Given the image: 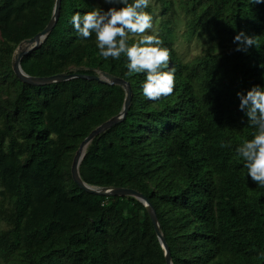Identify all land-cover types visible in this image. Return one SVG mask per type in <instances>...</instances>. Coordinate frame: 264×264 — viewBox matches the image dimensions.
<instances>
[{"label":"trees","instance_id":"trees-1","mask_svg":"<svg viewBox=\"0 0 264 264\" xmlns=\"http://www.w3.org/2000/svg\"><path fill=\"white\" fill-rule=\"evenodd\" d=\"M158 2L152 35L169 51V95L145 98V73L129 74L123 56L102 58L95 33L75 32L71 15L107 10L105 0H61L21 67L31 76L105 71L129 82L125 117L88 143L79 174L146 196L172 264H264V187L244 175L235 151L253 132L236 93L264 87V0ZM53 4L0 0V218L10 222L0 227V264H166L142 202L86 192L70 173L80 142L121 111L124 88L83 77L33 85L12 69L15 47L47 25ZM179 9L182 35L208 45L189 62L175 46ZM241 30L255 40L246 51L233 41ZM140 38L129 33L128 43Z\"/></svg>","mask_w":264,"mask_h":264},{"label":"clouds","instance_id":"clouds-1","mask_svg":"<svg viewBox=\"0 0 264 264\" xmlns=\"http://www.w3.org/2000/svg\"><path fill=\"white\" fill-rule=\"evenodd\" d=\"M107 10L93 7L81 14L74 12L70 23L81 38L95 33V44L99 55L104 58H126L125 67L129 74L145 73L140 85L142 95L155 100L172 93L175 85L174 70L163 71L169 63V51L162 47L157 35L145 34L152 27V16L145 11L150 0H105ZM261 2V0H255ZM115 5H120L116 7ZM139 34L141 38L132 44L128 35ZM237 50L246 51L255 45L253 36L242 30L233 36ZM239 109L247 117L253 129L250 139H245L235 151L243 160V167L258 186L264 187V87L253 85L244 92L237 91Z\"/></svg>","mask_w":264,"mask_h":264},{"label":"water","instance_id":"water-1","mask_svg":"<svg viewBox=\"0 0 264 264\" xmlns=\"http://www.w3.org/2000/svg\"><path fill=\"white\" fill-rule=\"evenodd\" d=\"M60 4L61 0H54L53 4V10H52V16L47 23V25L37 34L34 36L27 38L23 40L17 47V49L14 51L12 56V69L16 76L23 82L33 84V85H44L47 83L57 82V81H63L68 80L74 77H83L88 79H95L102 82H107L109 84H118L121 85L124 88L125 91V97L122 104V109L119 113L116 115L110 117L108 120L102 122L100 125L95 127L78 145L70 166V173L73 181L83 190L89 193H93L96 195H118V196H132L136 199H138L142 204L145 206L146 210L148 211V214L150 216V219L152 221L155 234L157 236V239L161 245V248L164 253L165 257V263L166 264H172L170 251L168 249L167 242L164 238V235L160 229V224L158 221V218L156 216L155 210L150 203V201L144 196L141 192H139L136 189L129 188V187H122V186H112V187H96L87 184L82 180L79 174V164L81 162V159L85 153V149L88 145V143L93 139L94 136L99 134L100 132H103L105 129L109 128L113 124L119 122L122 120L127 112V109L131 102V88L129 82L124 80L121 77H118L114 74H111L109 72L105 71H99L95 75H86V74H79V73H57L50 76H31L25 73L21 67L20 59L21 57L27 53L28 51L37 48L41 42L44 40V38L47 36V34L51 31L52 27L57 21L59 11H60Z\"/></svg>","mask_w":264,"mask_h":264},{"label":"rangeland","instance_id":"rangeland-1","mask_svg":"<svg viewBox=\"0 0 264 264\" xmlns=\"http://www.w3.org/2000/svg\"><path fill=\"white\" fill-rule=\"evenodd\" d=\"M156 6V7H155ZM176 6V3H175ZM177 7V6H176ZM148 8L151 10V16H155L157 14V9L160 8L158 0H150V4ZM154 11V12H153ZM183 13L180 11L177 13L176 20L174 21L177 32H178V39L175 43L177 51L181 55V58L184 61H191L204 53V49L207 48V43L204 42V39H199L198 37H193L192 39L185 38L182 34L184 32V20L182 18ZM155 34V29H153V24L150 30H147L145 34ZM140 36L139 34H135V36ZM18 46L15 47L14 51L17 49ZM218 51L216 48L215 52ZM1 124V123H0ZM72 162V161H71ZM10 222L9 220L1 219L0 218V227L1 228H9Z\"/></svg>","mask_w":264,"mask_h":264}]
</instances>
